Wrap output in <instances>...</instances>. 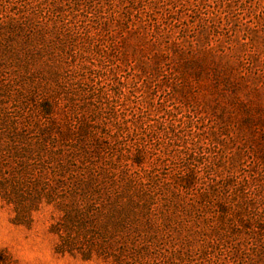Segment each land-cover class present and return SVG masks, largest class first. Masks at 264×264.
I'll return each instance as SVG.
<instances>
[{
    "label": "rangeland",
    "instance_id": "374dc122",
    "mask_svg": "<svg viewBox=\"0 0 264 264\" xmlns=\"http://www.w3.org/2000/svg\"><path fill=\"white\" fill-rule=\"evenodd\" d=\"M149 215L264 264V0H0V264H159Z\"/></svg>",
    "mask_w": 264,
    "mask_h": 264
},
{
    "label": "trees",
    "instance_id": "16d2710c",
    "mask_svg": "<svg viewBox=\"0 0 264 264\" xmlns=\"http://www.w3.org/2000/svg\"><path fill=\"white\" fill-rule=\"evenodd\" d=\"M134 163L137 164V162ZM121 210L125 211L124 208ZM114 225L120 227L122 233L124 232V234L131 237L137 238L140 236V232L137 233L136 229L121 227V222L115 223ZM143 227L145 231H143L144 236L141 238H143L146 243H149L148 246L155 244L157 248L162 250L161 255L154 253L160 256L158 260L161 263L159 264H194L196 261L197 263L203 262L212 255V245H210L207 240V238H211V236L202 234L200 230H192L186 237L180 238L185 228L182 223L179 222L174 224L169 221L157 223V220H153L151 215L145 220ZM132 234H135L137 237ZM219 241L223 242L224 239H219ZM144 250L148 251L147 245ZM246 255L249 257L248 254ZM142 264L147 263L143 262Z\"/></svg>",
    "mask_w": 264,
    "mask_h": 264
}]
</instances>
